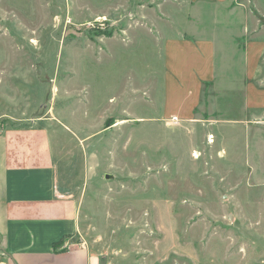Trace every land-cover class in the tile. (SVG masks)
Instances as JSON below:
<instances>
[{
    "label": "rangeland",
    "instance_id": "obj_1",
    "mask_svg": "<svg viewBox=\"0 0 264 264\" xmlns=\"http://www.w3.org/2000/svg\"><path fill=\"white\" fill-rule=\"evenodd\" d=\"M199 5L0 0V131L47 135L82 198L68 240L120 264H264V59L232 31L175 48L213 37Z\"/></svg>",
    "mask_w": 264,
    "mask_h": 264
},
{
    "label": "crops",
    "instance_id": "obj_2",
    "mask_svg": "<svg viewBox=\"0 0 264 264\" xmlns=\"http://www.w3.org/2000/svg\"><path fill=\"white\" fill-rule=\"evenodd\" d=\"M175 1L176 9L192 8L186 13L189 19L196 17L199 4H213L217 12L213 37L202 39L185 31L189 39L183 33L171 37L175 48L182 47L176 41L185 40L187 46L204 45L211 55L217 49L215 40L224 31H232L229 41L238 38L246 43L237 52L248 56L249 64L264 59V30L257 28L256 19L259 14L264 16V0ZM55 152L38 127L0 131V264H120L87 244L68 239L55 249L56 242L79 231L82 207L80 193L68 179L70 172L61 154Z\"/></svg>",
    "mask_w": 264,
    "mask_h": 264
},
{
    "label": "trees",
    "instance_id": "obj_3",
    "mask_svg": "<svg viewBox=\"0 0 264 264\" xmlns=\"http://www.w3.org/2000/svg\"><path fill=\"white\" fill-rule=\"evenodd\" d=\"M69 237H71V236H65V238H63V239L60 240L59 242H56V243L54 244L55 249L58 250V248H59L60 246H62V245L65 243L66 239H68Z\"/></svg>",
    "mask_w": 264,
    "mask_h": 264
},
{
    "label": "water",
    "instance_id": "obj_4",
    "mask_svg": "<svg viewBox=\"0 0 264 264\" xmlns=\"http://www.w3.org/2000/svg\"><path fill=\"white\" fill-rule=\"evenodd\" d=\"M107 178H110V175L109 174H107V176H106Z\"/></svg>",
    "mask_w": 264,
    "mask_h": 264
}]
</instances>
